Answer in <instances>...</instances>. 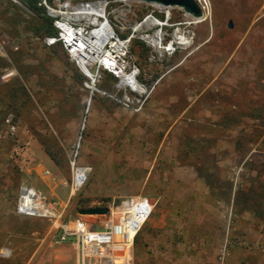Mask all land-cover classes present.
Returning <instances> with one entry per match:
<instances>
[{
  "label": "rangeland",
  "instance_id": "obj_1",
  "mask_svg": "<svg viewBox=\"0 0 264 264\" xmlns=\"http://www.w3.org/2000/svg\"><path fill=\"white\" fill-rule=\"evenodd\" d=\"M20 3L0 0V144L27 152L24 170L20 157L13 164L22 183L61 201L62 222L91 229L107 217L79 208L148 197L155 206L133 264H264V0H209L206 20L182 26L185 11L172 7L173 29L191 42L167 59L133 39L138 80H159L139 112L108 96L120 94L109 73L88 104L90 80L43 43V16ZM77 169H86L78 187ZM25 219L13 223V242L27 247L0 249V264H77L74 238L56 242V224Z\"/></svg>",
  "mask_w": 264,
  "mask_h": 264
},
{
  "label": "built area",
  "instance_id": "obj_2",
  "mask_svg": "<svg viewBox=\"0 0 264 264\" xmlns=\"http://www.w3.org/2000/svg\"><path fill=\"white\" fill-rule=\"evenodd\" d=\"M196 2L202 12L209 11V0ZM140 3L138 0H41L39 3L52 19L54 28V34L44 37L43 43L48 47L59 46L90 80L89 83H93L95 91L94 83L99 81L103 73H109L117 79V85L122 84V74L134 73L136 82L151 88L149 94H138L128 83L117 88L120 94L108 95L133 112L143 109L159 80L153 84L138 80V67L130 65L132 40H142L159 60L167 59L175 52L188 51L191 42L180 27L173 29L175 23L171 19L172 6L149 3L150 11L142 19L131 22L134 7ZM146 19L150 20L146 23ZM182 19V22L176 23L177 26L198 23H192L191 17L185 12ZM136 23H141L138 30L133 29ZM74 54L89 56L87 69L94 75L93 81L78 60L74 59ZM93 54L96 55L94 60L91 59ZM6 123L11 131L15 130L9 117ZM44 175L51 177L47 170ZM154 206L155 203L146 196H126L117 206L108 207L102 229H91L79 218L68 223L62 222L60 219L63 212L59 201L50 200L36 188L22 184L18 189L16 212L23 216L44 218L56 224V228L61 230L54 237L56 242L62 243L74 238L77 264H133L132 246L140 229L152 215ZM119 208L123 210L119 211Z\"/></svg>",
  "mask_w": 264,
  "mask_h": 264
},
{
  "label": "crops",
  "instance_id": "obj_3",
  "mask_svg": "<svg viewBox=\"0 0 264 264\" xmlns=\"http://www.w3.org/2000/svg\"><path fill=\"white\" fill-rule=\"evenodd\" d=\"M18 157L21 158V170H24V161H26V158L29 157L27 152L22 150L18 156H14L13 150H11L10 146L7 143L0 144V249H8L11 255L18 248L23 249L28 245V241H21L20 244L13 242V237L15 238V235L18 237L16 233L13 234V223H18L22 220L23 222L26 221V216L19 215L16 212L18 189L20 185L23 184L22 182L24 180L22 176H19L14 172L13 164H17L16 159ZM25 170L28 171V168L25 167ZM59 202L61 203V201ZM61 205L63 212L64 205L62 203ZM57 230L58 234H60L61 230ZM55 236L57 235H54V237ZM26 264H29L28 261Z\"/></svg>",
  "mask_w": 264,
  "mask_h": 264
},
{
  "label": "bare ground",
  "instance_id": "obj_4",
  "mask_svg": "<svg viewBox=\"0 0 264 264\" xmlns=\"http://www.w3.org/2000/svg\"><path fill=\"white\" fill-rule=\"evenodd\" d=\"M21 4V3H20ZM53 13H55V11H53ZM191 19H192V23H195V22H198V23H201L202 21L206 20L208 15H209V11H204L202 12L201 16L199 17H194V16H191V14L187 13ZM150 19H146L144 20V22L147 23V21H149ZM141 26V23H136L133 27V29L135 30H138ZM151 41H154V39L151 38ZM186 52V51H185ZM184 53V52H182ZM75 55V54H74ZM96 58V55L93 54L91 56V59H95ZM74 59L78 60L80 66L83 68V70L88 74L89 78L91 79V81H93L94 79V75L91 74V72L87 69V64L89 62V56L88 55H85V54H78V55H75ZM121 82L122 84H128L130 83L131 86L133 87V89L138 93V94H149L150 93V89L148 86L146 85H141L139 84L138 82H136V80L134 79V73L132 74H129V75H123L121 76ZM121 84V85H122ZM87 86V89L90 90V94L87 96L86 100H87V103L89 104L91 99H92V95L95 91L94 87H93V83L90 82V83H87L86 84ZM120 84L117 85L118 88H120L121 86ZM116 87V88H117ZM86 169H77L76 170V174H75V184L76 186H80L84 179H85V173ZM119 211H122L123 209L122 208H119L118 209Z\"/></svg>",
  "mask_w": 264,
  "mask_h": 264
},
{
  "label": "water",
  "instance_id": "obj_5",
  "mask_svg": "<svg viewBox=\"0 0 264 264\" xmlns=\"http://www.w3.org/2000/svg\"><path fill=\"white\" fill-rule=\"evenodd\" d=\"M145 3H158L165 6L179 7L186 13L191 14V16L199 17L202 11L196 2V0H138ZM23 7V6H22ZM25 10L27 8L23 7ZM29 11V10H28ZM232 25L229 24V27ZM79 215H106L108 213V207L105 206H90L86 208H79L77 210Z\"/></svg>",
  "mask_w": 264,
  "mask_h": 264
},
{
  "label": "trees",
  "instance_id": "obj_6",
  "mask_svg": "<svg viewBox=\"0 0 264 264\" xmlns=\"http://www.w3.org/2000/svg\"><path fill=\"white\" fill-rule=\"evenodd\" d=\"M19 1L23 3L33 14L37 16H41V15L43 16L42 21L44 22V24H41L37 29H35V33L39 34L41 30H44L46 35L54 34L51 18L45 15V8L39 5L41 0H19ZM245 200L247 201L249 199L245 198Z\"/></svg>",
  "mask_w": 264,
  "mask_h": 264
}]
</instances>
